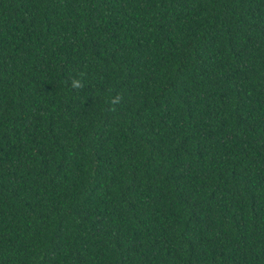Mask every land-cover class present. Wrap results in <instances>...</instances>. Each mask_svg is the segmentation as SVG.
<instances>
[{"label":"trees","instance_id":"1","mask_svg":"<svg viewBox=\"0 0 264 264\" xmlns=\"http://www.w3.org/2000/svg\"><path fill=\"white\" fill-rule=\"evenodd\" d=\"M0 264H264V0H0Z\"/></svg>","mask_w":264,"mask_h":264},{"label":"clouds","instance_id":"2","mask_svg":"<svg viewBox=\"0 0 264 264\" xmlns=\"http://www.w3.org/2000/svg\"><path fill=\"white\" fill-rule=\"evenodd\" d=\"M71 86L73 89H82L84 87L83 80L81 78H73L71 80ZM123 97L120 94H116L113 97H110L107 103L110 105L109 111L115 112L116 106L122 101Z\"/></svg>","mask_w":264,"mask_h":264}]
</instances>
